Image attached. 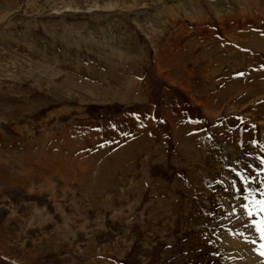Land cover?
<instances>
[{
	"label": "rangeland",
	"instance_id": "1",
	"mask_svg": "<svg viewBox=\"0 0 264 264\" xmlns=\"http://www.w3.org/2000/svg\"><path fill=\"white\" fill-rule=\"evenodd\" d=\"M261 168L264 0H0V264H248Z\"/></svg>",
	"mask_w": 264,
	"mask_h": 264
},
{
	"label": "snow or ice",
	"instance_id": "2",
	"mask_svg": "<svg viewBox=\"0 0 264 264\" xmlns=\"http://www.w3.org/2000/svg\"><path fill=\"white\" fill-rule=\"evenodd\" d=\"M233 171L236 172V176L239 177V184L243 186V192L247 193L243 196L245 201H249V196L251 194L259 192V200L243 203L241 207L245 209L250 219V226L260 234L261 240H264V183H262L261 189H253L250 187V184L256 182V177L245 175L235 169H233ZM260 171L264 172V168H261ZM220 183H222V181ZM232 187L236 192H241V188L237 185L235 180L232 182ZM254 217H258V219ZM251 242L255 243L256 241L253 240ZM261 248L264 249V244L261 245ZM260 255L264 256V251H260Z\"/></svg>",
	"mask_w": 264,
	"mask_h": 264
},
{
	"label": "bare ground",
	"instance_id": "3",
	"mask_svg": "<svg viewBox=\"0 0 264 264\" xmlns=\"http://www.w3.org/2000/svg\"><path fill=\"white\" fill-rule=\"evenodd\" d=\"M129 94V93H128ZM237 210L238 209H235V212H234V218L237 220V218H238V215H239V213H241V212H239L238 211V214L236 213L237 212ZM227 234V233H226ZM244 235V234H243ZM242 234H235L234 233V235H233V238L232 237H228V239L227 240H229V241H231L232 242V246L235 248V251H236V253L238 254H243L244 252H247L245 255L246 256H249L250 255V257H254V258H252L253 259V261L251 260V262H248V264H261V263H259V257H256L257 255L255 254V256H253L250 252H249V245H246V244H244L243 242H242V239L243 238H245L246 237V235H244L243 236ZM244 240V239H243ZM249 243V242H248ZM248 246V247H247ZM241 252H243V253H241ZM245 264H247V263H245Z\"/></svg>",
	"mask_w": 264,
	"mask_h": 264
}]
</instances>
